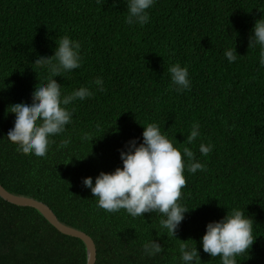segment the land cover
<instances>
[{
  "label": "trees",
  "instance_id": "obj_1",
  "mask_svg": "<svg viewBox=\"0 0 264 264\" xmlns=\"http://www.w3.org/2000/svg\"><path fill=\"white\" fill-rule=\"evenodd\" d=\"M150 14L147 25L130 27L126 0H0V185L45 203L60 222L90 236L94 264H181L180 241L157 236L159 214L144 220L108 213L83 184L122 167L120 150L134 138L141 143L143 125L156 122L176 147H190L206 165L195 174L185 169L190 212L177 238L197 243L203 264H221L203 251L201 238L209 222L240 208L253 219L257 239L238 264H264V66L259 47L249 46L264 0H157ZM64 35L81 42L83 65L55 79L65 93L88 86L95 95L69 106L75 113L67 149L53 145L47 159L17 152L7 138L15 121L7 108L31 102L48 76L34 61L54 55ZM229 47H236V62L224 55ZM176 62L189 67L191 91L170 89L168 68ZM97 77L105 92L93 83ZM194 121L202 136L187 145ZM98 123L107 131L81 143V132H94ZM61 139L55 137L57 144ZM201 142L215 145L208 156ZM150 239L164 247L155 257L143 255ZM86 261L81 239L58 231L37 209L0 197V264Z\"/></svg>",
  "mask_w": 264,
  "mask_h": 264
},
{
  "label": "clouds",
  "instance_id": "obj_2",
  "mask_svg": "<svg viewBox=\"0 0 264 264\" xmlns=\"http://www.w3.org/2000/svg\"><path fill=\"white\" fill-rule=\"evenodd\" d=\"M156 3L157 0H126V24L130 27L147 25L151 19L150 9ZM56 45L54 55L38 56L34 61L48 76L46 82L34 87L31 102H18L7 108L8 113L15 115L14 126L7 133L8 140L16 145L17 152L43 159L48 158L53 145L57 150H63L73 142L70 135H65L68 126L74 122L75 108L69 106L95 95L88 86L74 88L69 93L63 91L55 78L82 67V44L64 35ZM249 46L259 47L258 61L264 66V18L255 22ZM224 55L229 63L239 58L236 47L226 48ZM168 73L170 89L178 94L191 91L192 80L187 65L173 63ZM93 83L98 91H106L103 77H97ZM143 127V141L138 143L139 138H134L120 150L122 167H117L111 173L101 171L95 182L92 177H87L83 184L97 198V208L108 213L124 211L133 219H144L146 213L159 214L157 236L166 235L180 241L181 264H203L197 243L189 247L186 241L177 238V232L190 212L183 202L182 189L187 186L185 169L195 174L198 170L205 171L206 165L196 160V154L190 147L184 146L182 150L176 147L158 123H147ZM200 129V123L194 121L186 137L187 145L201 138ZM106 131L98 123L94 132L82 131L79 139L81 143H93ZM57 136L63 137L58 144L55 140ZM214 147L211 143L201 142L199 151L203 156H208ZM253 228V219L245 215L243 209L232 208L220 220L206 225L201 238L202 249L212 258H219L221 264H238L237 257L249 253L257 239L253 235ZM142 250L144 256L155 257L164 251V247L157 240L150 239L142 244Z\"/></svg>",
  "mask_w": 264,
  "mask_h": 264
},
{
  "label": "water",
  "instance_id": "obj_3",
  "mask_svg": "<svg viewBox=\"0 0 264 264\" xmlns=\"http://www.w3.org/2000/svg\"><path fill=\"white\" fill-rule=\"evenodd\" d=\"M0 197L3 198L4 200L15 204V205H21V206H30L35 209H37L41 214H43L48 221L61 233L77 237L81 239L85 245H86V250H87V261L86 264H94L95 262V245L93 243V240L91 239L90 236H88L85 232L75 229L73 227H70L62 222H60L56 216L53 214L51 209L43 202L24 197V196H18L14 195L7 190H5L1 185H0Z\"/></svg>",
  "mask_w": 264,
  "mask_h": 264
}]
</instances>
